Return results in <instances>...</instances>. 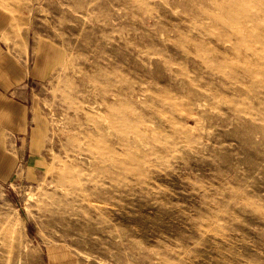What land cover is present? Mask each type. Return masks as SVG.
Wrapping results in <instances>:
<instances>
[{
	"label": "rangeland",
	"instance_id": "374dc122",
	"mask_svg": "<svg viewBox=\"0 0 264 264\" xmlns=\"http://www.w3.org/2000/svg\"><path fill=\"white\" fill-rule=\"evenodd\" d=\"M0 16L27 114L0 116V264H264V0Z\"/></svg>",
	"mask_w": 264,
	"mask_h": 264
},
{
	"label": "crops",
	"instance_id": "0c3cea01",
	"mask_svg": "<svg viewBox=\"0 0 264 264\" xmlns=\"http://www.w3.org/2000/svg\"><path fill=\"white\" fill-rule=\"evenodd\" d=\"M7 19L0 16V25H7ZM43 52L42 58L45 65L46 75L50 76L52 66L55 64L57 53ZM55 57V58H54ZM24 80L20 85V68L9 56H4L2 43L0 42V116L3 127L10 130L15 137H20L26 130V105L25 100L18 96L26 93ZM20 89V90H19Z\"/></svg>",
	"mask_w": 264,
	"mask_h": 264
},
{
	"label": "bare ground",
	"instance_id": "6f19581e",
	"mask_svg": "<svg viewBox=\"0 0 264 264\" xmlns=\"http://www.w3.org/2000/svg\"><path fill=\"white\" fill-rule=\"evenodd\" d=\"M51 110V109H50ZM105 123V122H104ZM58 204H59V202H58V200L57 199H53L52 200V202H51V204H50V206L51 207H53V208H56L57 206H58ZM57 209H56V213H57ZM59 252L61 251V252H63L62 250H58ZM63 255V254H62ZM62 258V257H61Z\"/></svg>",
	"mask_w": 264,
	"mask_h": 264
}]
</instances>
